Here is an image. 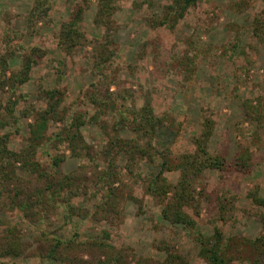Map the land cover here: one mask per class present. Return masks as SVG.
I'll return each mask as SVG.
<instances>
[{"label":"rangeland","instance_id":"rangeland-1","mask_svg":"<svg viewBox=\"0 0 264 264\" xmlns=\"http://www.w3.org/2000/svg\"><path fill=\"white\" fill-rule=\"evenodd\" d=\"M98 2L0 0V56L10 53L7 75L20 70L24 54L39 49L29 79L14 90L0 88V135H8L7 148L30 152L34 117L23 112L44 109L45 90L64 92L59 110L66 119L49 120L52 139L29 154L40 174L19 169L18 179L0 185V235L13 231L18 244L17 254H0V264H207L197 237H211L215 225L236 243L231 264H253L256 258L264 264V256L243 245V238L264 236V205L251 197L257 191L264 199V0H198L177 21L168 13L174 0H112L114 44L105 39L107 28L95 23ZM37 4L47 14L32 23ZM78 5L84 8L83 36L67 51L59 32ZM102 57L106 62L99 64ZM147 101L165 119L155 146L169 149L172 158L195 150L193 139L207 120L212 153L224 155L228 164L246 149L252 155L248 171L228 166L191 178L200 204L195 229L165 219L161 200L146 190L158 166L144 160L130 165L124 153L115 157L114 206L102 208L107 188L97 183L96 173L107 162L96 153L116 135H133L125 126L117 133L115 123L121 111L130 116ZM73 117L84 123L77 152L54 143ZM165 175L173 184L181 177L178 170ZM66 177L71 192L64 189L52 208L36 204L46 214L26 215L9 206L10 196L28 195L35 202ZM57 239L62 244L49 257Z\"/></svg>","mask_w":264,"mask_h":264},{"label":"trees","instance_id":"trees-1","mask_svg":"<svg viewBox=\"0 0 264 264\" xmlns=\"http://www.w3.org/2000/svg\"><path fill=\"white\" fill-rule=\"evenodd\" d=\"M197 1L174 0L173 4L168 8L169 16L173 14V19L177 21L184 16L188 7L196 4ZM83 13L84 8L78 5L74 9L72 18L68 22L63 23L61 27L58 42L67 51L73 50L78 44L80 37L83 36L79 29ZM46 14L47 9L37 4L32 9L29 20H32L30 22L33 23V20L37 21ZM112 14V0H99L95 23L107 28L105 39L114 44L115 38H113V33L117 27L112 20ZM160 24H167V19L162 20ZM255 25V30L260 28L258 23ZM37 51L39 49H32L31 52L24 54L20 70L18 72H12L9 76L6 71L9 68L8 59L10 58V53L2 54L0 56V88L8 85L14 90L17 86L25 83L30 77L32 68L37 63L35 56ZM105 62L106 59L102 57L98 63L103 64ZM43 95L46 101V107L44 109L29 107V109H25L23 112V114L29 113L34 117V123L30 125L31 136L28 138L30 152L9 150L7 148L8 135H0V185H4L6 180L12 181L13 179H18L20 177L17 173L19 169L27 170L31 174H40V171L35 168L37 163L30 160L29 154L34 155L39 144H43L45 141L47 144L52 139L47 133L49 120L54 119L63 122L66 120L65 117L60 116L59 110L61 103L64 101V92L59 88H54L45 90ZM1 111L2 108L0 106ZM129 115H123L121 111V116L118 117L114 129L118 133L119 129L125 126L132 131L133 135L129 138H120L116 135L109 141L108 146L96 153V158L100 156L107 162V167L96 173L97 183L107 188V192L104 195L105 198L102 202V208L107 209L114 206L113 199L116 192L113 183L119 179L117 171L118 165H116L115 157L122 153L128 156L130 165L131 163H134V165L137 164L138 160H144L145 162L158 166V171L151 173L147 179L146 190L161 200L163 204L161 212L165 219L174 224L182 223L189 229H195L197 227V217L200 216V204L192 188L191 178L193 176L198 177L205 169L225 170L229 166L235 167L237 170L248 171L252 167V155L249 154L247 149L236 157L233 164H228L224 155L214 154L209 150L208 142L212 134V127L211 122L208 120L207 123L205 122L206 124L204 123V130L193 139L196 147L195 150L187 151L177 155L176 158H172L169 155V149L155 146L157 129L164 123L165 119L155 113L151 102L147 101L141 107H135ZM83 124L79 117H73L67 124H64L60 128V132L55 134L54 143H66L72 152H77L82 142L83 136L80 128ZM61 159L62 157L55 158L56 166ZM172 170H178L181 175L176 184L171 183L165 175V173ZM56 184V189H53ZM47 189L49 190L47 192L49 194L47 195V193L43 192L41 196L39 195L40 197H37L35 202L28 195L24 199H17L16 194L10 196L9 206L11 208L19 207L26 215L46 214L48 211L39 209L36 204H41L42 208L43 206H51L49 208H52L55 204L56 197L64 189L67 192H71L73 186L69 181V177H66L61 182L55 184L52 182ZM251 194V197L258 206L264 205V199L257 196V191ZM191 209L192 212H195L194 214L190 211ZM222 218L224 217L222 216ZM197 240L201 246L200 253L207 264H231L234 259L231 249L236 243H234L233 238L226 237L218 225L214 226L211 237H204L200 233ZM243 241L245 243L243 245H251L253 249L258 251L259 255L264 256V236L254 240L243 238ZM61 244L62 241L57 239L55 246L50 250L48 256H54V252ZM17 245L13 231L10 234L0 235V254L4 256L15 255L14 253L17 254ZM253 264H260L258 258H256Z\"/></svg>","mask_w":264,"mask_h":264}]
</instances>
